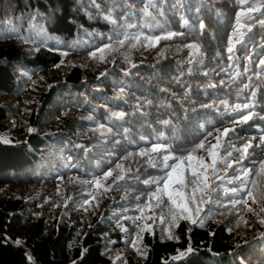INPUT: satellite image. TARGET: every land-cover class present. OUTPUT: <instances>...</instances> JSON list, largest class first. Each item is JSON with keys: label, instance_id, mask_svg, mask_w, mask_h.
<instances>
[{"label": "trees", "instance_id": "16d2710c", "mask_svg": "<svg viewBox=\"0 0 264 264\" xmlns=\"http://www.w3.org/2000/svg\"><path fill=\"white\" fill-rule=\"evenodd\" d=\"M259 3L0 0V264H264ZM201 142L211 188L189 205L196 223L172 221L146 181Z\"/></svg>", "mask_w": 264, "mask_h": 264}, {"label": "snow or ice", "instance_id": "6c2138e0", "mask_svg": "<svg viewBox=\"0 0 264 264\" xmlns=\"http://www.w3.org/2000/svg\"><path fill=\"white\" fill-rule=\"evenodd\" d=\"M240 4H244L245 0H238ZM264 7V0H261V3L249 6L248 8V13H251L255 11L257 8ZM145 12L147 15H151V12H149L147 9H145ZM245 15L244 12H241L237 16V24H240L241 17ZM248 19H253L251 15L248 16ZM187 23V21H185ZM261 24H264V20L260 21ZM201 28L204 27L203 24L200 25ZM236 33L234 32V35ZM177 35V33H169L164 37H143L144 40L149 42V45L152 44V41L155 40L158 42L161 38L163 39H171L173 36ZM241 37L243 36V33L239 34ZM126 40H133L135 43H133V47H135L136 43H139L141 40V35H136L133 37H129L125 35L123 40L119 41V44L123 46ZM189 47L196 48V45H190ZM103 51V50H101ZM228 51H232V46L228 48ZM95 55V53L93 54ZM135 67V65H133ZM247 87V85L245 86ZM123 94V89H121L120 95ZM252 97H255V92L252 93ZM226 103V102H225ZM206 107H212V105H207ZM253 105L251 103L249 104H244L243 106L241 105H236L233 108V111H242L243 109H250L252 108ZM113 116H122V113H112ZM251 118V113L243 115V121H248ZM88 119H92V117H88ZM264 119V117H262ZM165 124L169 123V121H164ZM104 126L101 125V128ZM107 131H111L110 129H106ZM229 130L225 129V134H227ZM5 143L7 141L5 140ZM250 146V145H249ZM204 144L201 142L196 146V148H193L192 150L189 151L187 156H173V155H163L161 157V162L167 171V174L165 177L161 178V180L157 181H146V183H156L160 184L161 182L163 183V187H158L157 191L152 193L150 196V199H155L157 201L156 207L159 208L161 205L165 204L167 202L169 206V216L172 221H175L177 219V215L179 214L180 218L183 219H191L192 223H196L197 221L195 219H192L191 213H192V208H190V203L191 204H197V200H204V194L205 192L211 188V185L208 183L209 177L206 174L207 170L209 168L213 169V172H215V167L217 165V154L211 150H209V155L211 157V162L210 163H205L202 159H198L196 164L193 165L192 161L194 157L192 156V152L196 151L197 149L203 148ZM213 148L216 146L213 145ZM152 152H171L170 146H165V145H153L151 148ZM245 152L247 151V148L244 150ZM147 153L145 151H142L140 155H146ZM173 160L174 162H179V163H173L169 164L168 161ZM184 161L188 162L189 168L191 169V176L193 177V180L191 181V190L188 191L187 189L189 188V183L186 182L185 176H184V168L181 167ZM118 167H120L118 165ZM179 169V171H178ZM250 170H244L243 177L241 179V184L243 186L242 189H232L233 192L237 191H243L244 189L247 188V180L246 177L248 176ZM175 174V175H174ZM111 175V172L106 173V176ZM258 176L264 177V164H261V169L260 172L257 173ZM264 182V181H262ZM97 185L99 186V181H96ZM255 185V182H253ZM173 185H180V187H174ZM199 193V197L198 194ZM246 195L253 200V202H257V197L256 195L253 194L252 191H247ZM260 198L264 200V189L260 190ZM247 203V201H245ZM250 211L252 210L251 208L249 209ZM195 211L197 215L201 211L199 205L196 206ZM264 211V209H262ZM187 214V215H185ZM160 219L163 221L164 217L161 216ZM203 223V221H200ZM264 223V220L261 221ZM150 227V226H147ZM262 237H264V234H261ZM171 238V237H170ZM17 244L21 243L20 241L16 242ZM189 252L192 251L191 248L188 249ZM185 253H181V255H184ZM31 259V257H29Z\"/></svg>", "mask_w": 264, "mask_h": 264}, {"label": "rangeland", "instance_id": "374dc122", "mask_svg": "<svg viewBox=\"0 0 264 264\" xmlns=\"http://www.w3.org/2000/svg\"><path fill=\"white\" fill-rule=\"evenodd\" d=\"M205 158H207V157H205Z\"/></svg>", "mask_w": 264, "mask_h": 264}]
</instances>
